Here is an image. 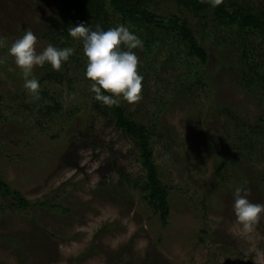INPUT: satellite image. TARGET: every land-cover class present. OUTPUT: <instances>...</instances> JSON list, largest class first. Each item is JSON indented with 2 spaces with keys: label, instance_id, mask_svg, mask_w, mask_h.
<instances>
[{
  "label": "rangeland",
  "instance_id": "1",
  "mask_svg": "<svg viewBox=\"0 0 264 264\" xmlns=\"http://www.w3.org/2000/svg\"><path fill=\"white\" fill-rule=\"evenodd\" d=\"M251 1L264 7V0ZM52 8V0H0V174L29 201L10 205L11 199L0 198V263L264 264V214L247 233L232 208L237 186L247 190L250 202L264 204L263 165L248 156L227 164L237 153L230 144L248 136V126L259 131L264 145V121L258 119L264 107L238 79L244 67L236 48H213L209 35H199L197 19L184 12L197 44L209 50L204 86L161 95L165 105L153 118L157 104L149 94L162 86L159 78L142 80L138 102L120 101L133 117L163 133L152 144L168 191L170 211L162 226L140 193L118 181L113 166L126 170L131 181L143 169L132 141L111 120L93 114L83 73H76L70 90L40 83L59 95L61 108L50 116L17 105L19 96H31L8 46L26 29L38 38ZM154 8L161 16L180 13L172 4ZM183 45L190 47L188 40ZM46 46L37 39V52ZM196 59L187 61L197 68ZM186 74L183 84L192 86L196 76ZM39 118L40 126L34 124Z\"/></svg>",
  "mask_w": 264,
  "mask_h": 264
},
{
  "label": "trees",
  "instance_id": "2",
  "mask_svg": "<svg viewBox=\"0 0 264 264\" xmlns=\"http://www.w3.org/2000/svg\"><path fill=\"white\" fill-rule=\"evenodd\" d=\"M168 4L174 5L180 13L169 11L161 16L155 12L154 6L161 8ZM52 6V12L44 23V31L38 38L42 39L46 45L52 44L59 48L72 47L75 51L69 60L61 65L60 70H53L50 64L45 63L37 68V71L33 69L32 74L36 72L34 77L39 83L44 81L64 85L70 90L77 78L76 73H83L82 83L84 86L87 85L88 87H85L90 91L93 114L111 120L132 141L137 152V160L143 169L142 175L134 177L137 180L131 181L132 177L126 170L120 166H113L118 181L124 187H131L138 191L145 207L157 214L162 226L166 225L170 211L168 191L167 186L163 185L159 178L152 145L153 137H156L157 142L162 139L163 133L156 131L149 120L144 122L133 117L123 102L109 107L94 99L95 94L90 90L92 82L84 75L87 58L83 55L82 42L72 38L68 29L81 22L90 25L93 30L96 25H100L102 30H107L118 24H124L130 31L136 33L143 41V48L133 50L139 58L138 73L143 76V80L154 77L162 81V86L149 94L153 96L152 99L157 104L150 116L153 118L163 103L165 105L161 95L178 94L181 89L187 92L190 88L201 89L204 86L202 73L208 61L209 50L202 44H197L187 20L182 18L185 12L197 19L195 27L199 35L201 37L209 35L213 48L217 49L227 44H232L236 48L244 67L238 79L241 80V85L251 88L249 92H256L258 101L264 107V7L261 4H254L251 0H222V3L216 7H212L207 0H52ZM229 38L231 40H228ZM185 40L189 41L190 47L183 45ZM181 50L184 51L185 56L180 55ZM193 56L197 58L194 61L197 68L189 63V59ZM186 72L196 76L192 86L183 84L190 77V74L187 75ZM58 96L50 92V89L48 91L41 86L39 99L31 97L26 101L24 97L19 96L17 105L24 111L38 112L40 117L43 115V118L56 113L61 108ZM223 112L228 113L226 108H223ZM42 118L36 119L34 124L40 126ZM236 118L240 120L239 117ZM258 119L264 121V115ZM248 127L249 135L240 137L231 144L228 142L227 145L226 138L222 137L226 147L230 144V147L235 146L234 148L237 149L235 156L230 159L228 156L224 158L229 159L228 165H234L241 156H248L249 159H256L257 163L262 164V171H264L262 136L256 128ZM0 138L4 139L3 136ZM198 141L199 139H196L190 144L195 147ZM163 146L170 148L167 142ZM211 148L216 153L219 152L216 146L211 145ZM221 166L219 165L217 173L219 178H223L220 172ZM262 178L264 180V174ZM0 198L4 201L11 199L10 205L14 201L24 204L29 202L16 188H11L1 174ZM42 202L45 203V201Z\"/></svg>",
  "mask_w": 264,
  "mask_h": 264
},
{
  "label": "clouds",
  "instance_id": "3",
  "mask_svg": "<svg viewBox=\"0 0 264 264\" xmlns=\"http://www.w3.org/2000/svg\"><path fill=\"white\" fill-rule=\"evenodd\" d=\"M212 7L222 0H207ZM69 35L82 42L83 55L87 58L84 75L92 83L90 90L94 99L105 106L118 105L121 100L132 104L141 99L143 76L138 73L139 58L133 51L143 48V41L124 24H118L107 30L100 25L95 30L83 22L68 29ZM37 37L26 29L22 37L8 46L10 55L18 68L22 70L24 88L33 99H39L40 83L32 75L34 66L42 67L45 63L53 70H60L61 65L73 55L72 47H55L48 44L37 52ZM3 38H0V47ZM108 93V94H105ZM233 212L236 223L244 232L251 233L264 214V204L252 203L247 190L237 186L233 192Z\"/></svg>",
  "mask_w": 264,
  "mask_h": 264
}]
</instances>
